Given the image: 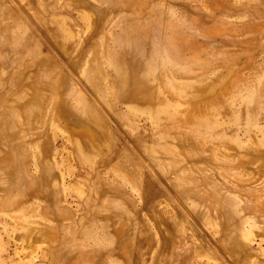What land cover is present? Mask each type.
<instances>
[{"label":"rangeland","instance_id":"1","mask_svg":"<svg viewBox=\"0 0 264 264\" xmlns=\"http://www.w3.org/2000/svg\"><path fill=\"white\" fill-rule=\"evenodd\" d=\"M0 264H264V0H0Z\"/></svg>","mask_w":264,"mask_h":264}]
</instances>
